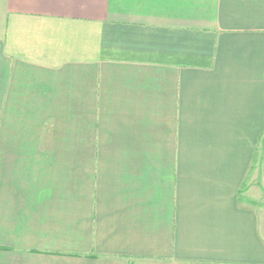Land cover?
<instances>
[{
    "label": "crops",
    "instance_id": "obj_1",
    "mask_svg": "<svg viewBox=\"0 0 264 264\" xmlns=\"http://www.w3.org/2000/svg\"><path fill=\"white\" fill-rule=\"evenodd\" d=\"M0 264H264V0H0Z\"/></svg>",
    "mask_w": 264,
    "mask_h": 264
}]
</instances>
